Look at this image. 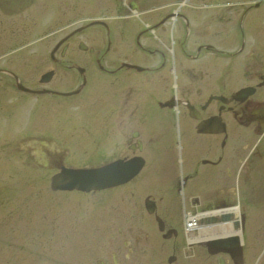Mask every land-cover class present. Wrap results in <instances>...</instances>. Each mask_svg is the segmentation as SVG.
I'll return each instance as SVG.
<instances>
[{"label":"flooded vegetation","instance_id":"af4514ba","mask_svg":"<svg viewBox=\"0 0 264 264\" xmlns=\"http://www.w3.org/2000/svg\"><path fill=\"white\" fill-rule=\"evenodd\" d=\"M200 1L0 0V169L8 148L45 164L37 152L55 148L59 106L84 94L92 72L110 78L101 117L114 147L143 148L147 159L167 151L160 173L182 170L160 182L155 213L145 208L143 238L112 245L95 264H264L263 230L247 226L264 219V0ZM188 215L242 225L191 239ZM227 230L240 242L208 243Z\"/></svg>","mask_w":264,"mask_h":264},{"label":"rangeland","instance_id":"374dc122","mask_svg":"<svg viewBox=\"0 0 264 264\" xmlns=\"http://www.w3.org/2000/svg\"><path fill=\"white\" fill-rule=\"evenodd\" d=\"M249 22V16L239 21L247 34ZM90 73L84 94L66 99L52 121L58 129L50 138L55 148L44 151L55 162L89 167L133 154L129 148L114 147L110 123L104 122L109 115L101 117L110 112V78L102 82L96 73ZM69 94L77 95L79 90ZM100 118H104L102 122ZM149 151L153 156L148 159L144 151L140 153L147 165L133 182L83 193L53 191L50 179L58 165L42 168L24 148H8L0 169V264H95L100 253L112 245L131 236L143 238L144 229L151 225L144 199L149 194L161 195L160 182L179 173L172 167H164L160 173L159 156L168 153ZM165 161L170 163L168 158ZM247 226L261 227L264 244V219H247ZM250 232L248 236L254 240L255 230Z\"/></svg>","mask_w":264,"mask_h":264},{"label":"water","instance_id":"95a60500","mask_svg":"<svg viewBox=\"0 0 264 264\" xmlns=\"http://www.w3.org/2000/svg\"><path fill=\"white\" fill-rule=\"evenodd\" d=\"M142 166L143 160L140 157H136L126 162L119 160L97 169H73L62 167V171L52 177L51 186L54 190L79 189L91 191L93 189H102L129 181L139 172ZM153 204L154 202L151 201L150 198L146 199V207L151 213L155 211ZM217 221L218 219L213 217L199 222L208 224ZM236 225H238V223H236ZM160 227H163V222L161 220ZM237 238L238 237H236V239ZM227 249L229 248L223 247L219 250Z\"/></svg>","mask_w":264,"mask_h":264},{"label":"bare ground","instance_id":"6f19581e","mask_svg":"<svg viewBox=\"0 0 264 264\" xmlns=\"http://www.w3.org/2000/svg\"><path fill=\"white\" fill-rule=\"evenodd\" d=\"M198 1L201 2L200 0H198ZM233 1L236 2L237 0H232V2H233ZM203 3H204V2H203ZM185 4L188 5L187 0H185ZM204 4H205V3H204ZM88 14H90V13H88ZM88 14H87V15H88ZM87 15H86V16H87ZM85 18H86V20L83 21V22H86L87 19H88L87 17H85ZM87 22H88V21H87ZM91 44H92V41H91V40H88V41H86V42H85V41H82V42L80 43V47H81L83 50H86V49H89L90 47H92ZM138 175H139V174H138ZM138 175H137V177H138ZM135 179H136V178H135ZM133 181H134V179H133ZM219 226H220V227H223V228H224V227H227V228L230 227V228H231L230 224H222V225H218L217 227H219ZM217 227H216V228H217ZM222 233H223V234H228V233H231V230L223 231Z\"/></svg>","mask_w":264,"mask_h":264}]
</instances>
